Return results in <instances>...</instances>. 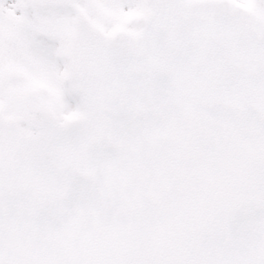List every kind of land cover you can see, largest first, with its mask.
<instances>
[{
    "label": "snow or ice",
    "instance_id": "1",
    "mask_svg": "<svg viewBox=\"0 0 264 264\" xmlns=\"http://www.w3.org/2000/svg\"><path fill=\"white\" fill-rule=\"evenodd\" d=\"M0 264H264V0H0Z\"/></svg>",
    "mask_w": 264,
    "mask_h": 264
}]
</instances>
